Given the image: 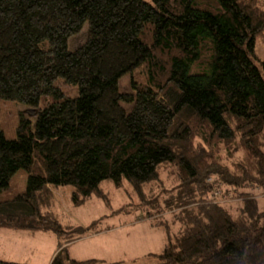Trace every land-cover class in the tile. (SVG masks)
I'll return each mask as SVG.
<instances>
[{
  "label": "trees",
  "instance_id": "16d2710c",
  "mask_svg": "<svg viewBox=\"0 0 264 264\" xmlns=\"http://www.w3.org/2000/svg\"><path fill=\"white\" fill-rule=\"evenodd\" d=\"M85 24L86 42L70 50ZM259 40L264 0H0V98L38 109L35 130L22 120L9 140L0 129V229L54 233L51 264H100L73 259L69 246L101 222L65 227L55 192L111 206L108 181L127 184L138 207L155 210L149 218L174 216L176 231L153 223L166 232L149 254L159 264H264V208L252 192L264 196ZM168 166L178 184L160 209L152 184ZM20 170L26 191L3 199Z\"/></svg>",
  "mask_w": 264,
  "mask_h": 264
},
{
  "label": "rangeland",
  "instance_id": "374dc122",
  "mask_svg": "<svg viewBox=\"0 0 264 264\" xmlns=\"http://www.w3.org/2000/svg\"><path fill=\"white\" fill-rule=\"evenodd\" d=\"M89 25L85 24L82 31L69 41L70 50L74 51L82 46L88 37ZM42 47H46L45 44ZM257 54L264 59V41L257 42ZM57 86L68 97L79 95L78 86L65 85L63 79H59ZM121 92L131 91V75L125 74L120 80ZM127 110L131 105L122 104ZM44 106V104H43ZM38 109L30 105L0 98V129L9 140L16 139L17 129L22 120H29L33 130L36 127ZM173 166L163 168L160 182L152 184L154 197L159 195L160 209L164 207L163 200L174 192L178 184ZM28 175L25 170H20L12 179L10 188L2 196L3 199L11 198L27 189ZM102 189L110 196L111 206L97 197H92L86 204L75 206L71 203L72 188L64 187L55 192V213L65 227L86 228L96 223L95 230L86 234L82 239L70 244L69 252L73 259L79 261L99 260L100 264H159V260L149 257V254H159L166 244L165 225L176 231L178 225L172 220V215L162 218H149V212H155L149 206L138 207L139 199L132 194L131 188L126 184L117 189L112 183L105 181ZM147 188L146 190H148ZM258 198L260 206L264 208V196L256 188L252 190ZM131 195L129 196V194ZM133 195V196H132ZM220 192L216 193L219 196ZM213 196V195H212ZM227 199L222 198V202ZM235 208L240 201L231 202ZM236 210L234 213H236ZM162 216L165 214L151 213ZM161 222L164 226L156 227L153 223ZM58 249V239L54 233L19 231L12 229H0V258L25 264H51Z\"/></svg>",
  "mask_w": 264,
  "mask_h": 264
}]
</instances>
